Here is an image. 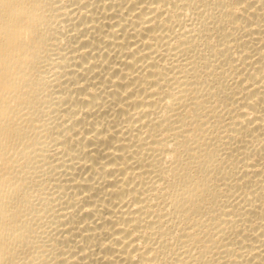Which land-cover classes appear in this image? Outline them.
Listing matches in <instances>:
<instances>
[{
  "label": "bare ground",
  "instance_id": "6f19581e",
  "mask_svg": "<svg viewBox=\"0 0 264 264\" xmlns=\"http://www.w3.org/2000/svg\"><path fill=\"white\" fill-rule=\"evenodd\" d=\"M0 264H264V0H0Z\"/></svg>",
  "mask_w": 264,
  "mask_h": 264
}]
</instances>
